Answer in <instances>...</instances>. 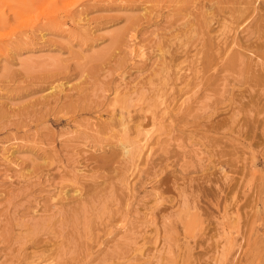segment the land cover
<instances>
[{
	"label": "rangeland",
	"instance_id": "1",
	"mask_svg": "<svg viewBox=\"0 0 264 264\" xmlns=\"http://www.w3.org/2000/svg\"><path fill=\"white\" fill-rule=\"evenodd\" d=\"M0 264H264V0H0Z\"/></svg>",
	"mask_w": 264,
	"mask_h": 264
},
{
	"label": "bare ground",
	"instance_id": "2",
	"mask_svg": "<svg viewBox=\"0 0 264 264\" xmlns=\"http://www.w3.org/2000/svg\"><path fill=\"white\" fill-rule=\"evenodd\" d=\"M130 121V120H129ZM121 126H122V128H126L127 127V122L126 121H123V122H121V124H120ZM7 158V157H6Z\"/></svg>",
	"mask_w": 264,
	"mask_h": 264
}]
</instances>
